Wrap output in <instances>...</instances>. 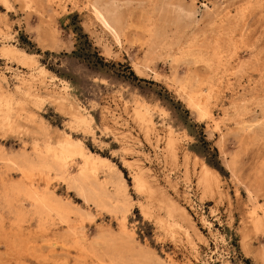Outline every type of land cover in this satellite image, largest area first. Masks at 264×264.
Instances as JSON below:
<instances>
[{
	"label": "rangeland",
	"instance_id": "1",
	"mask_svg": "<svg viewBox=\"0 0 264 264\" xmlns=\"http://www.w3.org/2000/svg\"><path fill=\"white\" fill-rule=\"evenodd\" d=\"M92 1H0V264H261L264 236L250 230L247 253L243 229L264 209V0H128L119 44ZM65 134L115 182L43 172L34 146ZM67 160L77 177L82 159ZM142 170L191 224L136 189Z\"/></svg>",
	"mask_w": 264,
	"mask_h": 264
},
{
	"label": "bare ground",
	"instance_id": "2",
	"mask_svg": "<svg viewBox=\"0 0 264 264\" xmlns=\"http://www.w3.org/2000/svg\"><path fill=\"white\" fill-rule=\"evenodd\" d=\"M0 1H5V0H0ZM127 1L128 0H93L92 2H90V6L93 8L94 14H95V18L96 20L100 23V25L102 26V28L114 39V41L119 44L120 43V30H121V26H122V21H120V18L118 16V11L120 9H123V6L127 5ZM154 11V10H153ZM159 33V32H158ZM163 34V33H161ZM160 35V34H159ZM168 37V34H166ZM175 35V34H174ZM171 36V35H170ZM173 36V35H172ZM163 37V36H162ZM156 38V36H155ZM161 38V37H160ZM166 38V37H165ZM169 38V37H168ZM175 38V37H174ZM179 38V37H178ZM163 40V39H162ZM166 40V39H165ZM168 41V40H167ZM166 41V42H167ZM170 41V40H169ZM175 41V40H174ZM154 42V40H153ZM152 42V43H153ZM157 42V41H156ZM165 42V43H166ZM172 42V39H171ZM162 43V42H161ZM169 43V42H168ZM179 44V43H178ZM159 45V44H158ZM163 45V44H161ZM171 45V44H170ZM169 45V46H170ZM176 45V44H175ZM162 47V46H161ZM167 48V46H164ZM173 47V45H172ZM171 47V48H172ZM160 48V46H159ZM162 50V49H161ZM165 50V48H164ZM4 53L11 55L14 52V49L12 47H7L5 49H3ZM158 51V50H157ZM148 56V55H147ZM154 57V56H153ZM149 63V62H148ZM147 65V64H146ZM145 65V66H146ZM146 68V67H145ZM12 100L10 97H6V96H1L0 97V105L4 106V109H9L12 107L11 106ZM66 105V104H65ZM67 107V106H66ZM63 108V107H62ZM200 108V106H199ZM203 108V107H202ZM12 109V108H11ZM3 110V109H2ZM4 111V110H3ZM8 111V110H7ZM12 111V110H11ZM10 112V111H8ZM70 115H72L73 118V122L75 125H77L78 127H81L86 131H90L91 128V121L89 119H87L86 117L82 116L81 114H79L77 111L71 112ZM135 115L137 116V118L140 120V122H142V124L144 125V128L146 129H150V125L152 124V117L150 114V111L147 112H143L140 108H137L135 110ZM10 122V121H9ZM7 123V122H6ZM9 124V123H8ZM153 126V125H152ZM10 128V127H9ZM12 128V126H11ZM10 128V129H11ZM106 130V129H105ZM108 130V129H107ZM21 132V131H20ZM90 133V132H89ZM93 133V132H92ZM66 135V134H65ZM52 136V135H51ZM61 136V135H60ZM64 136V134H63ZM62 137V136H61ZM170 142L169 147L170 149H174L175 146V141L173 139V137H169ZM35 143V142H34ZM38 143V142H37ZM57 143V142H56ZM59 143V142H58ZM36 144V143H35ZM34 145V144H33ZM176 149V148H175ZM173 151V150H172ZM33 152L36 154L35 156H37L39 165L41 167V169L43 170V172H57L60 173V175L65 178L64 180H70L71 185H73L72 183L76 184L75 186H77L76 188L78 189V187H89V185H91V182L93 180H95V182L97 184H99L100 189H104L105 186L108 184V182L113 181L111 178L107 179L106 182L104 183H100L98 179H100V177L98 178L97 174L100 168L102 167H108L110 168V160H108L107 158L98 155V154H94L91 152H87L86 148L81 144V142L74 140L70 135H66L63 139H61L60 143L57 146H54L52 144H46L44 147L35 145L33 148ZM27 155V154H26ZM78 156L82 159L81 162V166L79 169V173L77 174V177H72L71 174L69 173V162H68V158H72ZM176 156V155H175ZM75 160V159H73ZM32 162V169H34L35 164ZM19 163V162H18ZM30 163V162H29ZM73 163V162H72ZM29 166V165H28ZM31 166V165H30ZM20 167V166H19ZM37 167V165L35 166ZM114 167V166H113ZM29 168V167H28ZM115 168V167H114ZM205 168V167H204ZM203 168V169H204ZM24 170V169H23ZM26 170V169H25ZM102 170V169H101ZM108 170V169H107ZM116 170V169H114ZM141 170V169H140ZM206 172H208L207 168L204 169ZM203 170V171H204ZM28 171V170H26ZM30 171V170H29ZM112 171V170H111ZM110 171V172H111ZM39 172V171H38ZM41 172V171H40ZM101 172V171H100ZM103 172V171H102ZM108 172V171H107ZM109 172V173H110ZM114 172V171H113ZM117 172V171H116ZM119 172V171H118ZM117 172V173H118ZM210 173V171L208 172V174ZM29 174V173H28ZM34 174V173H33ZM114 174V173H113ZM119 174V173H118ZM30 175V174H29ZM50 175V174H49ZM117 175V174H116ZM147 175L146 172H140V176H138L135 180L136 183V189L138 190H142V192L144 191L145 188H147V190H150V196L148 197L149 199H151V201H156L154 204L159 203V205H164L166 207V209H168L170 217L173 218L175 216L181 217L183 219V223L184 221L188 224H191V220L189 218V216L186 214V212H184L183 210H181L170 198H168L166 196V194H164V192L160 191V190H156V188L154 189V187H152L151 185V181H146L145 178L148 177L145 176ZM203 177V174H201ZM205 178L208 179V175L207 173L205 174ZM45 176V175H44ZM59 176V177H61ZM76 176V175H75ZM114 176V175H113ZM207 176V177H206ZM211 176V175H210ZM58 177V178H59ZM200 178L202 180V182L204 181V177ZM27 178V177H25ZM30 178V177H28ZM27 178V179H28ZM32 178V176H31ZM30 178V179H31ZM113 178V177H112ZM211 179V177H209ZM117 179H119L117 177ZM63 180V181H64ZM149 180V179H148ZM120 181V180H118ZM124 181V179H123ZM126 181V180H125ZM208 181V180H207ZM212 183L206 182V180L204 181V183L206 182V184H210L214 186V180H209ZM115 182V180L113 181ZM117 182V181H116ZM122 182V181H120ZM96 185V184H94ZM117 187H115L117 190V194H121L124 192H126V188L124 186L123 183H119L116 185ZM213 186H208V190H212ZM111 187V186H110ZM215 187V186H214ZM30 188V187H29ZM34 188V187H33ZM96 188V187H95ZM98 188V189H99ZM82 189V188H81ZM114 189V188H113ZM80 190V189H79ZM83 190V189H82ZM95 190V189H94ZM93 190V191H94ZM37 191V190H36ZM81 191V190H80ZM79 191V192H80ZM89 191V190H88ZM87 191V192H88ZM128 191V190H127ZM27 192V191H26ZM32 192V191H31ZM83 192V191H82ZM111 192V191H109ZM46 193V192H45ZM81 193V192H80ZM113 193V192H112ZM84 194V193H83ZM94 194V193H93ZM32 195L36 197V194L34 192H32ZM86 195V194H85ZM111 195V193H110ZM40 196V195H39ZM42 196V195H41ZM84 196V195H83ZM103 196V195H102ZM105 196V195H104ZM113 196V194H112ZM45 197V196H44ZM98 197V196H96ZM127 197V196H126ZM40 198V197H39ZM47 198V196L45 197V199ZM50 198V197H48ZM115 198V197H114ZM113 198V200H114ZM122 198V196H121ZM128 198V197H127ZM44 199V198H43ZM99 199V198H98ZM107 199V198H106ZM117 199V198H116ZM50 200V199H47ZM112 200V199H111ZM130 200V198H129ZM128 200V201H129ZM101 201V200H100ZM106 202V200H104ZM115 201V200H114ZM126 202H128L127 200H125ZM149 201V200H148ZM42 202V201H41ZM50 202V201H47ZM112 202V201H111ZM38 203V202H37ZM52 203V202H51ZM55 203V202H54ZM114 203V202H113ZM124 203V202H123ZM104 204V203H103ZM112 204V203H110ZM130 204V203H129ZM152 204V203H151ZM54 205V204H53ZM107 205H109L107 203ZM106 205V206H107ZM118 205V204H117ZM116 205V207H117ZM121 205V204H120ZM105 206V205H104ZM103 206V207H104ZM124 206V205H123ZM128 206V205H127ZM153 206V204H152ZM56 207V206H55ZM119 207V206H118ZM159 207H163V206H159ZM164 207V208H165ZM51 208V207H50ZM53 208V207H52ZM120 208V207H119ZM55 209V208H53ZM125 209V208H124ZM143 209V213L145 214V216H152L150 209L148 207L142 208ZM260 209V208H259ZM49 210V209H48ZM260 210H262V212H259ZM255 209L252 213V225L249 226L247 223H245L244 226V231H243V246L245 248V251L247 253H249V247L247 245V241L248 238L250 236V230L254 231L255 233L264 236V209ZM54 211V210H53ZM55 212V211H54ZM57 212V211H56ZM58 213V212H57ZM65 213V212H64ZM169 217V215H168ZM169 217V218H170ZM179 218V220L181 219ZM66 220V219H65ZM178 220V218L176 219ZM174 221V219H173ZM168 222L166 223L164 220L159 219V223L161 222V225H167L170 229H178L180 228L178 226L177 223L175 222ZM158 222V221H157ZM181 222V223H182ZM249 223V222H248ZM183 225V224H182ZM185 225V223H184ZM183 225V226H184ZM189 226V225H188ZM165 227V226H164ZM186 227V226H185ZM190 227V226H189ZM193 227V226H192ZM191 227V228H192ZM182 229V228H181ZM188 230V229H187ZM185 230V231H187ZM173 231V230H172ZM175 231V230H174ZM182 231V230H181ZM176 232V231H175ZM255 256L259 259V261L261 262V264H264V244L261 246V248L255 253ZM258 262V261H257ZM146 264V263H145ZM152 264V263H151ZM156 264V263H155ZM160 264V263H158ZM162 264V263H161ZM164 264V263H163Z\"/></svg>",
	"mask_w": 264,
	"mask_h": 264
}]
</instances>
